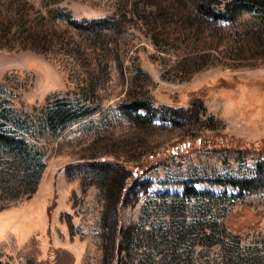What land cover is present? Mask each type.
Instances as JSON below:
<instances>
[{"label":"rangeland","instance_id":"rangeland-1","mask_svg":"<svg viewBox=\"0 0 264 264\" xmlns=\"http://www.w3.org/2000/svg\"><path fill=\"white\" fill-rule=\"evenodd\" d=\"M25 1L33 4L31 15L66 9L77 19L113 16L117 25L69 28L61 40L39 48L19 40L0 45V101L9 114L4 125L40 148L45 160L33 193H21L0 209V262L102 264L105 200L96 183L83 184L80 175L86 171L78 165L95 157L119 159L138 172L125 177L119 207L124 225L162 222L166 204L192 184L200 192L225 194L226 200H214V213L222 212L225 202L219 218L227 216L239 247L247 254L258 248L264 253V180L251 191L230 183L253 174L255 162L264 158V59L253 60L258 49L264 55V34L262 49L246 43L253 36L244 34L260 23V15L245 9L234 20L199 21L185 0ZM202 46L217 54L190 53ZM64 97L67 107L80 105L86 112L52 127L46 111ZM195 97L205 110L191 104ZM133 98L156 107L152 121L127 118L121 106L133 113ZM165 106L190 112L173 116L175 122L163 117ZM172 146L176 151H168L165 160L146 165L151 152ZM9 170L1 161L0 179L6 180ZM12 185L19 193L20 181ZM203 196L192 197L193 203ZM216 252L202 248L197 258L212 261Z\"/></svg>","mask_w":264,"mask_h":264},{"label":"trees","instance_id":"trees-1","mask_svg":"<svg viewBox=\"0 0 264 264\" xmlns=\"http://www.w3.org/2000/svg\"><path fill=\"white\" fill-rule=\"evenodd\" d=\"M157 1V0H156ZM179 2V0H177ZM190 3L198 20L212 19L216 22L219 19L234 20L236 13L241 10H253L260 15V23L251 30H245L244 34L253 36V40L245 38L246 43L261 44L264 34V0H227L221 3L218 0H185ZM221 3V4H220ZM63 9V8H62ZM33 4L22 0H0V45H5L9 41L19 40L23 43H32V47L39 48L46 46L53 39H60L69 32V28L76 30L87 29H114L117 25L113 16H105L91 19H77L72 17L68 10L61 14H39L31 15ZM61 22H58V21ZM247 29V28H246ZM249 40V41H248ZM195 46V45H194ZM218 47V46H217ZM216 47H214L215 49ZM262 49V46H260ZM214 51L212 46L198 47L190 53L198 56H210L209 52ZM245 60L248 59L246 50L237 51ZM257 56L253 60H263L264 55L256 52ZM214 60V59H213ZM64 98H55L52 105L46 111L48 125L61 120L69 121L84 115L86 111L80 110L79 106L67 107ZM191 104L205 110L200 98L195 97ZM0 101V162L9 164V172L6 180L0 179V209L6 203L19 194L31 195L36 188L40 173L45 166L43 152L27 138L15 137L7 132L6 121H9L6 107ZM130 112L121 106L122 111L131 122L147 118L150 122L156 113V107L150 101L143 99H131ZM144 109L141 113L138 110ZM86 110V109H85ZM126 110V111H125ZM163 117L168 120H175L173 116H186L190 112L184 111L180 106H165ZM146 111V112H145ZM196 109L194 113L196 115ZM193 113V112H192ZM156 115V114H155ZM161 117L162 119H164ZM54 120V121H53ZM15 121V120H14ZM175 122H178L175 120ZM187 143V142H186ZM185 143V144H186ZM203 143V140H200ZM184 146H190L185 145ZM107 151V150H106ZM176 151L172 146L169 150H156L151 152L146 165L160 163L166 158L167 152ZM80 169L86 174L80 175L84 185L96 183L100 187V192L105 200L104 209L100 219V234L103 237L102 264H264L263 254L251 251L249 254L239 247L240 237L236 230L231 229L224 220L219 218L225 208L222 203V212L214 213V200L227 197L225 194L218 195L210 191L200 192L193 185L185 186L183 194H174L175 198L166 204L167 217L162 222L145 226L146 221L139 224L131 223L124 225L119 220V207L124 193L126 175L132 173V177L137 176V170H132L125 166L119 159H107L105 157H95L90 160H82ZM143 165L142 167H144ZM148 167V166H147ZM93 169V170H92ZM142 168H138L141 170ZM89 172V174H87ZM73 172L66 170L68 176ZM1 175V173H0ZM91 175L93 181H88ZM20 181L19 193H14L11 189L16 188L12 181ZM264 180V158L255 162L254 172L249 176L234 177L230 183L240 190L251 191L256 184ZM105 187H109L108 189ZM18 188V187H17ZM232 194V193H231ZM204 195L200 204H194L192 197ZM237 197L236 195H234ZM201 198V197H200ZM235 199H228L227 203H232ZM194 204V205H193ZM196 247H200L197 249ZM216 247V255L211 261L209 258L200 260L197 253L202 248ZM246 253V254H245ZM197 256L199 258H197ZM2 264V262H0Z\"/></svg>","mask_w":264,"mask_h":264}]
</instances>
